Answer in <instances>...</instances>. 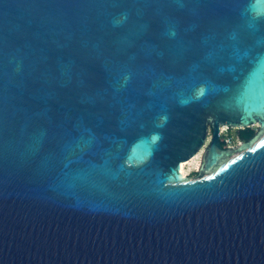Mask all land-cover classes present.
I'll return each instance as SVG.
<instances>
[{
  "label": "water",
  "instance_id": "1",
  "mask_svg": "<svg viewBox=\"0 0 264 264\" xmlns=\"http://www.w3.org/2000/svg\"><path fill=\"white\" fill-rule=\"evenodd\" d=\"M0 264H264V0H0Z\"/></svg>",
  "mask_w": 264,
  "mask_h": 264
},
{
  "label": "built area",
  "instance_id": "2",
  "mask_svg": "<svg viewBox=\"0 0 264 264\" xmlns=\"http://www.w3.org/2000/svg\"><path fill=\"white\" fill-rule=\"evenodd\" d=\"M229 130H230V128L228 126H226V125L221 126V128H220L221 142L223 143L224 148H227V147L235 148L234 144H236V142L234 141V137L230 133H228ZM240 142L241 141L239 140V143ZM182 163H181V165H182ZM186 175H188V173Z\"/></svg>",
  "mask_w": 264,
  "mask_h": 264
},
{
  "label": "trees",
  "instance_id": "3",
  "mask_svg": "<svg viewBox=\"0 0 264 264\" xmlns=\"http://www.w3.org/2000/svg\"><path fill=\"white\" fill-rule=\"evenodd\" d=\"M232 128H230L231 130ZM229 130V131H230ZM238 132L233 134L232 132L230 133L234 138L237 136L240 141H246L250 137H252L256 131L253 127H246V128H237Z\"/></svg>",
  "mask_w": 264,
  "mask_h": 264
},
{
  "label": "bare ground",
  "instance_id": "4",
  "mask_svg": "<svg viewBox=\"0 0 264 264\" xmlns=\"http://www.w3.org/2000/svg\"><path fill=\"white\" fill-rule=\"evenodd\" d=\"M198 161H199V159L195 158L192 161L190 160L188 162H183L181 165L182 172L186 175L188 173L187 170L189 171L190 168H191V170H196L198 168V166H197L199 163Z\"/></svg>",
  "mask_w": 264,
  "mask_h": 264
},
{
  "label": "rangeland",
  "instance_id": "5",
  "mask_svg": "<svg viewBox=\"0 0 264 264\" xmlns=\"http://www.w3.org/2000/svg\"><path fill=\"white\" fill-rule=\"evenodd\" d=\"M254 129H255V131H257L258 130V127L257 126H252ZM233 133V134H235V133H237L238 132V130H237V128H232L230 131H228V133ZM234 141L236 142V144H234V147H238V145L242 142H240L239 143V139H238V137L236 136L235 138H234ZM188 168V167H187ZM195 171H197V170H191V168L189 169V171L187 170V172H188V174H192V173H194Z\"/></svg>",
  "mask_w": 264,
  "mask_h": 264
},
{
  "label": "flooded vegetation",
  "instance_id": "6",
  "mask_svg": "<svg viewBox=\"0 0 264 264\" xmlns=\"http://www.w3.org/2000/svg\"><path fill=\"white\" fill-rule=\"evenodd\" d=\"M209 143V142H208ZM222 143V142H221ZM222 147H223V143H222ZM224 148V147H223ZM228 148V147H227ZM198 175V171H195L194 173L192 174H188V176L190 177H196Z\"/></svg>",
  "mask_w": 264,
  "mask_h": 264
}]
</instances>
